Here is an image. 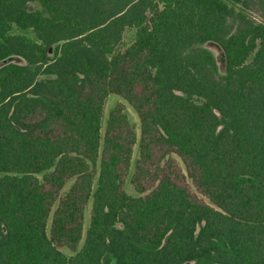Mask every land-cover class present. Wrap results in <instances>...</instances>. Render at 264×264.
Here are the masks:
<instances>
[{
	"label": "trees",
	"instance_id": "obj_1",
	"mask_svg": "<svg viewBox=\"0 0 264 264\" xmlns=\"http://www.w3.org/2000/svg\"><path fill=\"white\" fill-rule=\"evenodd\" d=\"M10 56L22 63L0 66V264H264V0H0ZM109 94L139 117L137 196L121 105L100 134Z\"/></svg>",
	"mask_w": 264,
	"mask_h": 264
},
{
	"label": "rangeland",
	"instance_id": "obj_2",
	"mask_svg": "<svg viewBox=\"0 0 264 264\" xmlns=\"http://www.w3.org/2000/svg\"><path fill=\"white\" fill-rule=\"evenodd\" d=\"M29 8L30 9H36L37 6L33 3H31L29 5ZM11 33L22 34V35H25L29 38H34L32 31L29 29L22 30V29L13 28L11 30ZM135 34H136L135 28L127 29L124 33V37H123L122 42L120 43L119 47L123 48V47L128 46L133 41V39L135 38ZM200 47L208 50L211 53V55L213 56L218 74L224 75V73H225V61H224V55H223L221 48L216 43L211 42V41L202 43L200 45ZM52 51H53V48H50V50H49L50 55H52ZM8 62L22 63V60L19 57L10 56V57L6 58L5 60L1 61L0 66L3 64H6ZM116 105L122 106L123 112L126 115L127 121L132 126V129L135 133V144L133 145V148H132L131 160H130L128 172H127V175H126L125 181H124V190L127 193V195H129V196H137L139 193L137 192L135 186L131 182V176L133 174L134 165H135V162L139 158L140 122H139V117H138L136 111L121 97L114 95V94H109L105 98L104 103H103L100 134H101V136H103L104 131H105V126H106L108 114ZM171 157L173 159H175V161L177 162L181 172L185 176H187L185 167H184L183 163L181 162V160L176 155H171ZM38 178H41V174L38 175ZM72 180L73 179H70V180L65 182L64 186L62 187V189L60 191V195L63 194L64 192H66V190L68 189V187L72 183ZM185 180L188 183L192 192L198 194L196 192V189L191 184L190 179L188 177H186ZM94 186H95V179H94ZM54 208H55V205L52 208V211ZM90 208H91V199L88 201V203L85 207V210H84L82 239L80 241L79 247L83 243L85 231H86L87 226H88ZM51 216H52V212L48 218V224H47L48 227H49V224L51 221ZM61 250L63 252H65L66 254H71V251L67 248H61ZM106 257H109V255H107ZM109 264H115V263H114V261H111Z\"/></svg>",
	"mask_w": 264,
	"mask_h": 264
}]
</instances>
